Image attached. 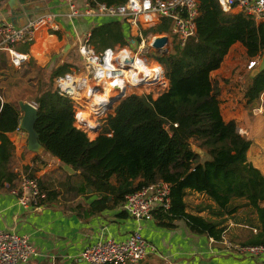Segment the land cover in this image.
Listing matches in <instances>:
<instances>
[{
	"label": "trees",
	"instance_id": "obj_1",
	"mask_svg": "<svg viewBox=\"0 0 264 264\" xmlns=\"http://www.w3.org/2000/svg\"><path fill=\"white\" fill-rule=\"evenodd\" d=\"M125 1L93 0V4ZM198 12L196 32L183 47L172 43L170 53L149 55L168 81L158 97L131 94L119 101L107 113L100 133L90 140L74 126L69 100L51 87L35 100L34 131L45 153L79 175L77 192L91 190L98 202H105L110 193L118 203L125 194L163 181L171 187V207L154 214L160 226L173 229L176 222H183L190 233L221 242L222 217L248 207L256 216L257 232L243 246L264 247V176L247 160L250 141L239 134L234 120H224L221 88L212 77L235 44L241 45L248 61L261 56L264 25L242 13L224 14L217 0H198ZM153 33L166 34L167 27L162 23ZM90 41L97 51L107 44L127 45L116 22L94 28ZM66 71L63 66L49 74L54 79ZM242 90L246 104L258 101L264 92V71L244 82ZM20 118L18 105L0 93V190L12 188L18 179L12 166L14 147L7 135L18 129ZM112 178L117 187L110 184ZM192 193L211 204H200L194 213L188 212L184 200ZM204 210L219 219L200 216Z\"/></svg>",
	"mask_w": 264,
	"mask_h": 264
},
{
	"label": "crops",
	"instance_id": "obj_2",
	"mask_svg": "<svg viewBox=\"0 0 264 264\" xmlns=\"http://www.w3.org/2000/svg\"><path fill=\"white\" fill-rule=\"evenodd\" d=\"M28 2L24 7L27 13H21L18 12L21 11L18 2H15L10 10L5 5V0L0 1V23L9 22L19 26L40 16L49 18L46 25L36 32L34 43L25 45L24 51L19 50L29 55L27 62L29 67L54 72L64 66L67 68L65 73L78 72L81 69V61L76 45L84 35H91L94 28L109 23H119L127 45L132 46L129 26L124 21L100 16H72L63 0H29ZM230 13H238V10L234 9ZM256 23L264 25V22ZM53 26L56 28L52 29ZM90 43L95 48L91 41ZM116 46L123 47L119 43L107 44L100 51L104 47ZM237 47L241 45L232 46L225 58L231 56L233 49ZM242 50L244 51L243 48ZM6 67L11 68L8 58L0 54V70ZM219 69L212 73V77L218 79L221 92L224 96L226 95L224 100L227 104L236 92L234 88L236 84L232 78L229 82H224L222 80L224 78L217 75L220 72ZM247 72L245 66V75ZM236 81L241 82L239 86L241 91L246 80L243 77H237ZM4 90L0 84L2 95ZM221 100L220 98L222 114ZM241 102L242 105L236 106L229 101L228 118L224 120H234L238 129L246 134V139L250 141L247 160L264 176V92L258 101L246 104V101L242 99ZM87 119V123L93 121L90 118ZM101 125L96 133L91 134L92 136L87 135L90 140L95 139L100 133ZM83 127L87 129L86 126ZM7 136L14 147L13 171L18 173V176L25 174L36 177L43 194L39 210H24L16 204L10 193L15 183L10 189L0 190V230L27 235L37 253V256L26 264H87L79 259L85 247L109 238L116 241L125 240L138 226L141 236L156 248L157 254L149 255L137 264H264V253L259 257H250L234 250H227L221 242H214L203 235L190 233L183 222H176L173 229H167L160 226L154 219L136 221L124 212L123 200L114 202L113 194L107 193V200L98 202L99 197L91 190L77 192L81 185V178L70 167L44 151L38 154L27 151V135L22 130L17 129ZM56 173L65 174L62 181H52L48 184L40 181L44 175ZM110 184L117 187L113 178ZM63 190L69 193L70 200L61 199L60 193ZM199 197L202 200L205 199L193 193L185 197V203L190 198L194 200L193 206L187 209L188 212L194 213L193 209L200 204L195 199ZM207 203L211 204L209 201ZM102 206H104L103 209H100ZM203 214L204 212L199 213L200 216ZM246 214L248 217H244ZM250 217L251 219L247 221L246 219ZM224 224L226 227L222 240L240 245L257 232L256 216L248 207L239 209Z\"/></svg>",
	"mask_w": 264,
	"mask_h": 264
},
{
	"label": "built area",
	"instance_id": "obj_3",
	"mask_svg": "<svg viewBox=\"0 0 264 264\" xmlns=\"http://www.w3.org/2000/svg\"><path fill=\"white\" fill-rule=\"evenodd\" d=\"M63 1L72 16L107 17L124 21L129 26L132 46L104 47L97 51L90 43L91 35H84L76 45L81 69L57 75L53 79V92L68 99L73 107L74 126L86 135H91L96 133L107 113L114 107L116 102L106 110L109 99L116 94L120 95L121 101L127 97V81L137 70L136 58L157 65L160 77H155L153 81L150 76L142 77L141 84L134 89L144 83L148 84L147 87L166 84L162 67L149 56L154 52L151 48L154 39L159 37L153 30L163 23L167 33L162 36L168 38V44L171 36V45L174 43L183 47L196 32L198 0H126L119 5L93 4V0ZM217 4L224 14L231 15L230 12L237 9L238 13L253 18L255 22H264V0H217ZM47 21L48 17L40 16L19 26L9 22L0 23V53L6 54L12 69L23 67L29 60L28 54L16 49L17 45L33 44L36 32ZM55 28L53 26L52 29ZM124 51H128L132 57L127 69L114 62ZM259 59L260 56H256L248 61L246 71L256 67ZM101 96H105L104 99L101 100ZM30 104L37 108L36 103ZM87 118L93 121L87 123ZM170 190V185L163 181L144 185L124 195L123 210L136 221H152L155 213L170 210ZM10 193L21 209L39 210L41 207L43 194L36 177L25 174L18 176ZM221 244L227 250L250 257H259L264 253L263 246H243L228 240H222ZM152 254H157V250L141 236L138 226L125 240L109 238L85 247L79 259L87 264H137ZM36 256L27 235L0 230V264H26Z\"/></svg>",
	"mask_w": 264,
	"mask_h": 264
},
{
	"label": "rangeland",
	"instance_id": "obj_4",
	"mask_svg": "<svg viewBox=\"0 0 264 264\" xmlns=\"http://www.w3.org/2000/svg\"><path fill=\"white\" fill-rule=\"evenodd\" d=\"M158 36H162V35H158ZM170 38L172 39L171 36ZM171 39H170V43H171ZM170 43L168 45V53L172 51V45ZM24 46L25 45H17L16 49L18 51L19 50L24 51ZM247 63H248V59L245 58L244 51L242 50L241 47H237L233 49L231 56L225 58V60L223 61L219 69L220 72H218L217 74L218 76L226 79V82H229L232 78L234 80V84H236V86L234 87L236 92H234L233 93L234 96L229 99V101H232V105L234 104H236V106L242 105L241 100L243 98H240L242 96L241 95L242 90L240 91L239 89L240 88L239 86H241V82H237L236 78L237 77L246 78L245 66L247 65ZM23 67L16 69V70H12V68L6 67L5 69L0 70V84L5 89L3 92V97L6 100L16 105H18V102L20 101L35 103V100L40 96V94L50 89L53 85V82H52L53 76L49 74L50 72L44 71L42 69L32 68V67H29L28 65L26 68H23ZM137 75H138V79H141L143 77L139 73ZM245 80L248 81L247 79ZM165 82L166 84H164V86H158V87L151 86L149 87V89H144V88L139 89L140 87L137 89H132V90L128 89L129 91L127 93V97L131 94L151 95L152 98L155 99L167 89L168 81L165 80ZM220 98L222 99L221 106L223 107L222 108L223 118L227 119L228 118L227 107L229 105L228 104L229 101L226 104V100H224L226 98V95L224 96L222 92H221ZM112 114H115V112H113ZM238 132L240 135L246 136V134H244L241 129H238ZM192 149L195 150L196 148L192 147ZM64 176L65 174L63 173H56L53 175L46 174L40 179V181L43 182L44 184H48V183H52V181L54 182H56L57 180L62 181ZM67 178L69 179L70 177H67ZM60 196H61V199L65 201H68L71 199V196L69 195V193L64 190L61 191ZM195 200H197L200 204H204V205L209 204L207 203L208 201H206L205 199L202 200L200 197ZM193 202H194L193 198H190L186 201L187 209H190L189 206H193ZM238 203H243V202L238 201ZM242 208H246V207H242ZM203 212H204L203 217L205 218L215 219V220L219 219L217 216L211 214L209 210H204ZM250 213H249V216H250ZM231 217L225 218L223 216L222 219L224 220V223H225V221ZM244 217H248V215L246 214L244 215ZM249 219H251V217L247 218L246 220L248 221ZM224 223L222 226L226 227ZM198 236H202V235H198Z\"/></svg>",
	"mask_w": 264,
	"mask_h": 264
},
{
	"label": "water",
	"instance_id": "obj_5",
	"mask_svg": "<svg viewBox=\"0 0 264 264\" xmlns=\"http://www.w3.org/2000/svg\"><path fill=\"white\" fill-rule=\"evenodd\" d=\"M29 0L23 1V0H5V5L12 10L14 3L18 2L21 6V11L18 12H24L27 13L25 10V5ZM12 13V11H11ZM14 15V13H13ZM16 16V15H15ZM168 45V38L166 36H159L156 37L151 45V48L154 50L155 53H160L162 55L168 54L167 50ZM114 62H116L120 67L127 69L132 63V57L129 55L128 51H124L121 53L117 58H115ZM264 71V50L260 56V59L258 61V64L253 69L249 70L246 74V78L248 81L252 80L256 75L260 74ZM120 95L116 94L113 95L110 99L108 104L106 105V110H109L111 105L114 102H119ZM18 107L21 112V118L19 121L18 129L22 130L27 135L26 140V149L27 151L31 153H40L44 149L38 142V135L34 131V123L37 118V108L33 107L28 102L20 101L18 102Z\"/></svg>",
	"mask_w": 264,
	"mask_h": 264
},
{
	"label": "bare ground",
	"instance_id": "obj_6",
	"mask_svg": "<svg viewBox=\"0 0 264 264\" xmlns=\"http://www.w3.org/2000/svg\"><path fill=\"white\" fill-rule=\"evenodd\" d=\"M136 71L134 72L135 74L133 76H131L128 81V87L126 88V93H128V89H134L135 87H137L138 85L141 84V80L138 79V73L141 74L143 77H151V81L154 80V78L156 77H160V68L157 65H151L149 63H147L143 58L137 59L136 58ZM142 79V78H141ZM149 84H153V83H149ZM148 84L144 83L142 84V86H140L139 89L144 88V89H149V87H147ZM151 87V86H150ZM108 95V92H105V96ZM105 96H101V100L104 99ZM118 103V102H117ZM116 104V103H115ZM88 119L85 120V122H87Z\"/></svg>",
	"mask_w": 264,
	"mask_h": 264
}]
</instances>
